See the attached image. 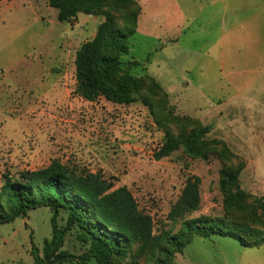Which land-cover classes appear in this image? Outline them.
<instances>
[{
  "label": "rangeland",
  "instance_id": "1",
  "mask_svg": "<svg viewBox=\"0 0 264 264\" xmlns=\"http://www.w3.org/2000/svg\"><path fill=\"white\" fill-rule=\"evenodd\" d=\"M175 1L180 11L138 14L128 53L120 57L140 64L130 74L140 81L142 95L153 91L151 104L172 134L210 127L198 154L179 150L159 161L153 155L164 131L146 107L102 98L88 102L76 92V51L94 37L104 17L79 14L65 23L46 0L0 2V187L4 176L16 179L57 160L78 173L100 175L112 190L126 188L151 217L155 240L133 246L110 264H156L157 237L178 230L167 216L188 178L199 180L200 202L184 219L250 221L249 210L224 208L218 179L225 168L238 172L248 206L264 200V128L258 126L264 114V62L253 58L255 47H261L253 45L252 54L251 38L243 31L254 25L264 36V0ZM135 2L109 0L103 11L118 28L129 30L127 15L140 8ZM256 215L264 221L259 210ZM50 218L49 209L40 208L0 225V264L33 263L30 232L47 256L42 248L51 239ZM65 221L59 213L58 226ZM83 239V231L72 228L55 256H80L88 247ZM173 264H264V245L244 248L228 238L195 237Z\"/></svg>",
  "mask_w": 264,
  "mask_h": 264
},
{
  "label": "trees",
  "instance_id": "2",
  "mask_svg": "<svg viewBox=\"0 0 264 264\" xmlns=\"http://www.w3.org/2000/svg\"><path fill=\"white\" fill-rule=\"evenodd\" d=\"M6 0H0L3 2ZM49 7L57 10L59 22L72 23L79 14L91 17L103 16L95 35L83 43L75 54V81L77 94L88 102L104 99L117 105L141 103L146 107L158 128L164 131V140L153 157L156 161L168 158L181 150L187 155L200 152L210 127L197 128L186 134H172L158 118L151 104L150 94H141V83L130 74L139 67L136 61L123 63L122 55L128 53V40L135 34L140 13L129 12L130 29H120L112 17L103 11L109 0H46ZM136 3V2H135ZM137 4V3H136ZM138 5V4H137ZM135 6V5H134ZM218 188L223 195V205L228 211L247 209L249 222L227 221L219 217L199 216L183 218L199 207V180L188 178L180 196L167 216L172 224H178L174 233L162 231L157 237L160 257L156 264H173L176 254H181L193 238L221 237L235 240L244 248L264 245V221L256 210L264 214V200L256 201L255 207L246 203L247 195L239 189L238 172L230 168L219 172ZM47 208L51 212V239L45 241L43 254L58 252L68 231L77 227L84 233L87 249L80 256L60 252L65 261L110 264L119 260L135 245L150 244L153 221L142 213L130 192L122 187L112 190V185L98 174L78 173L59 161L35 171H23L16 179L4 176L0 187V225L8 224L29 211ZM66 215L65 225L58 226L57 217ZM183 218V219H181ZM33 264H45L29 234Z\"/></svg>",
  "mask_w": 264,
  "mask_h": 264
},
{
  "label": "crops",
  "instance_id": "3",
  "mask_svg": "<svg viewBox=\"0 0 264 264\" xmlns=\"http://www.w3.org/2000/svg\"><path fill=\"white\" fill-rule=\"evenodd\" d=\"M136 3L140 7V14H143L145 12L151 13V14H159V13H171V10L175 8L176 10L180 11V5L178 1H171L168 2L166 0H135ZM171 9V10H170ZM243 31L245 34L250 36L251 38V43L250 48L251 52L253 54L254 52V46L253 45H260V49L258 47H255V54L253 55V58L256 60H260L264 62V36L261 34V28L260 27H254V25L251 26H246ZM264 32V29H263ZM253 48V51H252ZM235 73V71H233ZM263 75H264V70H262ZM233 74L231 77H235ZM259 125L260 127L264 128V114H260L259 118ZM33 264V263H32Z\"/></svg>",
  "mask_w": 264,
  "mask_h": 264
},
{
  "label": "water",
  "instance_id": "4",
  "mask_svg": "<svg viewBox=\"0 0 264 264\" xmlns=\"http://www.w3.org/2000/svg\"><path fill=\"white\" fill-rule=\"evenodd\" d=\"M43 260H44L45 264H53L55 262L62 261V257L61 256H55V253L52 252L48 256H44Z\"/></svg>",
  "mask_w": 264,
  "mask_h": 264
}]
</instances>
